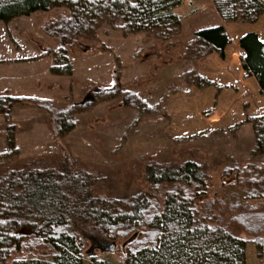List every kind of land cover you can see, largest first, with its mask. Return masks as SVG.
Returning <instances> with one entry per match:
<instances>
[{
    "label": "rangeland",
    "instance_id": "1",
    "mask_svg": "<svg viewBox=\"0 0 264 264\" xmlns=\"http://www.w3.org/2000/svg\"><path fill=\"white\" fill-rule=\"evenodd\" d=\"M216 9L213 0H185L176 10L182 25L170 40L155 33L125 36L110 17L99 25L97 39L60 43L44 27L69 14L66 7L0 20V96H37L66 106L113 87L117 73L123 88L142 99L134 106L116 96L77 111L73 129L60 138L33 104L10 117L0 113V163L43 158L41 166L54 169L69 161L75 172L92 177L95 193L131 198L150 191V165L178 168L195 161L208 175L206 196L215 197L236 174L228 175L225 166L236 159L246 165L254 157L253 120L264 122V95L257 79L246 75L237 42L239 33L252 31L264 40V15L256 23H226L231 43L225 57L213 52L197 58L191 48L195 32L224 22ZM62 47L72 65L69 75L51 71ZM26 55L39 58L20 62ZM149 108L156 113L140 115ZM32 119L30 129L19 131ZM9 123L18 130L8 136ZM88 236L83 264L123 263L122 241L111 252V240ZM247 256L248 264H264L255 245L247 246ZM21 263L55 261L29 256Z\"/></svg>",
    "mask_w": 264,
    "mask_h": 264
},
{
    "label": "trees",
    "instance_id": "2",
    "mask_svg": "<svg viewBox=\"0 0 264 264\" xmlns=\"http://www.w3.org/2000/svg\"><path fill=\"white\" fill-rule=\"evenodd\" d=\"M213 1L225 23H256L264 15V0ZM183 4L184 0H0V20L66 7L69 14L44 27L60 43L97 39L99 25L110 17L120 23L125 36L155 33L158 39L170 40L182 25L175 10ZM230 43L225 26L218 24L196 31L191 48L197 58L213 52L225 57ZM240 47L243 69L257 79L264 95V40L249 32L240 39ZM55 53L51 71L72 74L67 49ZM114 76L113 87L89 92L85 101L66 106L37 96H0V113L10 117L33 104L46 113L44 123L60 138L73 129L77 111H89L116 96L134 106L142 102L141 96L123 88L117 73ZM154 113L149 108L140 115ZM253 121L254 157L246 165L237 159L229 162L225 171L236 173L234 180L212 198L206 196L208 175L195 161L178 168L150 165V191L131 198L95 193L92 177L75 172L69 161L54 169L42 167L43 158L0 163V264H23L21 259L29 256L54 259L55 264H83L90 232L117 245L122 241V246L138 233L125 247L122 264H248V245H255L264 261V122ZM34 122L22 123L19 131ZM7 129L8 136L18 130L11 123Z\"/></svg>",
    "mask_w": 264,
    "mask_h": 264
},
{
    "label": "crops",
    "instance_id": "3",
    "mask_svg": "<svg viewBox=\"0 0 264 264\" xmlns=\"http://www.w3.org/2000/svg\"><path fill=\"white\" fill-rule=\"evenodd\" d=\"M185 1V0H184ZM178 9V8H177ZM176 9V10H177ZM176 10H175V13H176ZM176 15L181 19V21L183 20L182 18V16H180V15H178L177 13H176ZM261 19H263V17L261 18ZM220 24H223L224 26H225V28H226V30H227V32H228V34H229V30H228V27H227V24L225 23V22H221ZM215 26V25H214ZM252 32H254V31H252ZM245 34H247V33H239L238 34V38H237V42H239V44H240V39L245 35ZM258 34V33H257ZM259 35V34H258ZM260 36V35H259ZM261 38V37H260ZM230 39H231V37H230ZM244 52V51H243ZM245 57V54H244V56H243V58ZM37 58H39V56H35V55H26V58H21L20 60H22V61H20V62H26L28 59L29 60H36ZM1 62V61H0ZM1 76V75H0ZM1 77H3V76H1Z\"/></svg>",
    "mask_w": 264,
    "mask_h": 264
},
{
    "label": "water",
    "instance_id": "4",
    "mask_svg": "<svg viewBox=\"0 0 264 264\" xmlns=\"http://www.w3.org/2000/svg\"><path fill=\"white\" fill-rule=\"evenodd\" d=\"M138 237V233H135L130 239H128L124 244L123 247H126L127 245L131 244L132 242H134ZM117 243L116 242H112L111 244V248L110 251L114 252L116 249Z\"/></svg>",
    "mask_w": 264,
    "mask_h": 264
}]
</instances>
